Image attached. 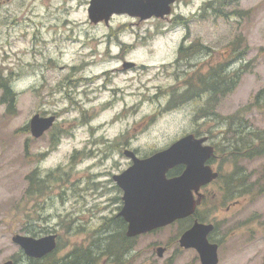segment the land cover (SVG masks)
Masks as SVG:
<instances>
[{"label":"rangeland","instance_id":"1","mask_svg":"<svg viewBox=\"0 0 264 264\" xmlns=\"http://www.w3.org/2000/svg\"><path fill=\"white\" fill-rule=\"evenodd\" d=\"M85 2L0 0V74L16 95L12 114L0 101V263L18 255L14 234H57L56 250L38 264H66L87 246L96 254L95 244L105 250L118 231L104 226L118 212L109 184L129 164L123 150L147 156L194 133L216 147L225 178L224 194L211 192L200 212L216 224L217 264H263L264 153H234L237 126L264 135V0H181L176 11L191 16L138 25L116 17L113 30L90 23ZM190 44L192 55L179 58ZM123 60L136 67L124 70ZM222 71L239 75L203 117L209 94L200 79ZM189 89L198 95L181 101ZM37 113L56 121L34 138ZM228 116L231 124L218 123ZM236 174L243 187L229 189ZM183 225L136 237L122 264H200L194 250L173 244ZM169 244L159 258L157 247ZM97 264L116 263L101 255Z\"/></svg>","mask_w":264,"mask_h":264},{"label":"water","instance_id":"2","mask_svg":"<svg viewBox=\"0 0 264 264\" xmlns=\"http://www.w3.org/2000/svg\"><path fill=\"white\" fill-rule=\"evenodd\" d=\"M172 2L173 0H90L89 20L93 23L101 20L107 22L112 13L124 11L121 9L123 5L138 7L142 12V19L151 16L162 18L170 13L169 5ZM134 65V62L125 61L122 67L125 70ZM54 121L55 115L34 114L28 124L31 136L40 137ZM207 139V136L197 137L188 133L164 149L143 158L137 157L131 150H124L125 156L132 163L120 174L113 175V179L123 190V206L118 215L127 224V237L164 227L194 213V193L217 177V172L205 164L214 155L213 147L205 143ZM179 164L184 166L183 171L177 176L167 177V172ZM212 229V223L194 221L179 237L181 247L197 251L200 264L218 262L217 245L207 240ZM12 241L22 248L25 255L35 258L45 256L56 247L55 234L40 237L14 234ZM156 251L161 257L164 248L158 247ZM2 264H11V261Z\"/></svg>","mask_w":264,"mask_h":264},{"label":"trees","instance_id":"3","mask_svg":"<svg viewBox=\"0 0 264 264\" xmlns=\"http://www.w3.org/2000/svg\"><path fill=\"white\" fill-rule=\"evenodd\" d=\"M213 2L206 4L205 8H211L213 9L214 6L212 5ZM195 46L191 44L188 47H184L181 45L178 48V57L179 58H185L189 57L193 53V48ZM199 49V48H198ZM239 75V72H233L230 73L228 77H226L225 73L219 72V73H213L212 75L206 76L203 80L200 79V83L204 85L203 93L209 94L208 100H206V105L204 108V113L202 114L203 117H209L211 111L209 110V105H212L215 107L219 99L225 95L226 92L231 90V88L234 86L237 76ZM0 101L2 103L7 104V112L12 114L15 104V92L12 89L10 78L7 76H2L0 74ZM194 91L192 89L184 90L182 93L178 94V97L181 101H185L186 99H194L195 96L198 94H194ZM198 92V91H197ZM258 95V94H257ZM196 98V97H195ZM212 114L216 117L217 116L215 112H212ZM221 122H218L219 124L229 123L231 124V116H228L226 118L220 117ZM236 134H241L239 140H241V147L238 151H236L234 154L235 156H242V157H248V156H257L262 153H264V135L262 132H255V131H249L246 130V127L242 128V125L235 129ZM247 136H250V139H246ZM259 141L257 144L256 142ZM231 147L233 146V149H238L235 144L231 143ZM237 176H233V178H229L230 184L229 189L238 188L240 189L243 187V181L241 179V174H236ZM38 176L35 174H32V177L30 179V182L33 184L35 182L37 185H39L40 181ZM221 177V180L223 181ZM239 179V181H238ZM238 181V183H237ZM224 182V181H223ZM180 224H184L182 227L187 226L190 223L189 219H181L179 220ZM181 227V229H182ZM108 228V224L105 226L104 229ZM32 235H36L37 231L33 230ZM115 234V233H114ZM112 234V238L109 241V243L106 245L105 250L98 251L96 248L101 249L100 247H96L95 244V250L96 254H94L93 250L87 246L85 249H76L70 254V258L67 261L66 264H97L99 256L101 255H108L113 258V262L116 264H122L123 259L122 256L126 255L128 250L131 248V243H133V240L129 243L121 242L117 235ZM49 256V255H48ZM39 262V261H38Z\"/></svg>","mask_w":264,"mask_h":264},{"label":"flooded vegetation","instance_id":"4","mask_svg":"<svg viewBox=\"0 0 264 264\" xmlns=\"http://www.w3.org/2000/svg\"><path fill=\"white\" fill-rule=\"evenodd\" d=\"M180 2H181V0H173V2L170 3V5H169L170 13L168 15H166V16H164L162 18L161 17L159 18V17L151 16V17H149L147 19H142L141 18L142 12L138 10V7L129 6V5H123L121 7V9L124 10L123 12L112 13L110 15V17L108 18V21L107 22L105 20H103V21H100L98 23H95V26L96 25H99V24H101V25L104 24V27L107 30H113L114 28L112 27V22H113V20L116 17H125V18H128V19L130 18V19H132L131 24L138 25L140 23H143V22H146V21H149V20H162V21H167V20L172 19V18L179 19V18H185V17L191 16L193 14V12H191V11L189 13H187L185 11H182V10L176 11V5L178 3H180ZM185 3L187 4L188 2H185ZM89 5H90V0H86V2H85V13H86L88 19H89V11H88ZM124 61L125 60H123V62ZM134 67H136V66H134ZM207 143H209V144L212 145V147L214 149L215 155H213L212 157H210L205 162V164L206 165H209V167L212 169V171L217 172V177L215 179L211 180L209 183H207L205 185H202L199 188L198 192L194 193V198H195V203H196L194 213L192 215H190V216L185 217V219H189L190 220V223H189L188 227L191 226L194 221H197V222H200V223H212L213 224V229L207 235V240H208L209 243H215L217 245V251H218L219 241L217 239H215V238L212 237V234H214L216 232V226H215L216 224L212 220L208 219V217L201 216V213L200 212H201V209H203L206 206V198H207V196L211 192H213L214 194L219 193L218 192V188L223 191V193L221 192V194H224V190H226V184H225V182L221 181L222 174H221V170H220L221 169V165L219 163L220 162V160H219L220 158L216 154V149H215L216 147L210 141H208ZM133 151L136 153V155L138 157H144L143 155H140L139 152H137L136 150H133ZM127 160L129 161L128 162L129 164H128L127 167H129L132 162H131V160L128 157H127ZM127 167H125L124 169L118 170L114 174H111V181L112 182L109 184L110 185L109 187L113 188L118 193L117 194V197H116L118 212L120 211V209L123 206V200H122L123 190L117 185L116 181L113 179V175L120 174ZM183 169H184V166L183 165H180V164L179 165H176L173 168H171L167 172L166 175H167V177L177 176V175H179L183 171ZM219 181H221V182H219ZM228 208L229 207L227 206V209ZM118 212L114 216V219H112V220L108 221V223H106V224L104 223V224H105V226L108 224V229H107L108 231L110 229H114V227L117 224L118 231L115 234L114 233L113 234L114 235H117L118 237L120 236L119 239H120L121 242L129 243V242H131L132 239H135V238H131V237H127L126 236V234H125V232H126V222L124 221V219L121 216L118 215ZM179 220H181V219H177V220L173 221L172 223H170L167 226H170L172 224H176V223L179 222ZM105 226H104V228H105ZM110 237L112 238V234L110 235ZM179 237H180V235L178 237H176L174 239V241H173V244L174 245H177L176 246L177 247L176 249H179V250L180 249H190V250H194L193 248H183V247H181L180 244H179ZM57 241H58V236L56 234V246H57ZM13 246H15L17 248L16 249L17 250L16 252L18 253V255L16 256V254H13L12 256H9L8 259L5 260V261H11V264H38V260H41V259H44L45 258L44 257V258L38 259V258H35V257H29V256L25 255V253L23 252V250L21 249V247H19L17 244L13 243ZM170 246H171L170 244L169 245H165L163 247L164 248V252H166L167 250H169L170 249ZM83 248H85V247H83ZM83 248H81V250ZM131 248H132V246H131ZM129 250H128V252H130ZM171 251L174 252L175 250H171ZM164 252H163V254H164ZM158 257L161 258L160 256H158ZM5 261H3V262H5ZM3 262H1V263H3Z\"/></svg>","mask_w":264,"mask_h":264}]
</instances>
